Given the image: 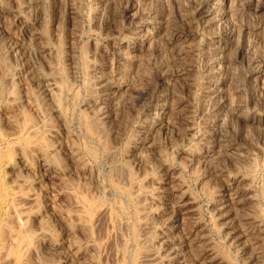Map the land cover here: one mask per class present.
Masks as SVG:
<instances>
[{
    "label": "rangeland",
    "instance_id": "rangeland-1",
    "mask_svg": "<svg viewBox=\"0 0 264 264\" xmlns=\"http://www.w3.org/2000/svg\"><path fill=\"white\" fill-rule=\"evenodd\" d=\"M0 264H264V0H0Z\"/></svg>",
    "mask_w": 264,
    "mask_h": 264
},
{
    "label": "bare ground",
    "instance_id": "bare-ground-1",
    "mask_svg": "<svg viewBox=\"0 0 264 264\" xmlns=\"http://www.w3.org/2000/svg\"><path fill=\"white\" fill-rule=\"evenodd\" d=\"M152 116V115H151ZM93 138V137H92ZM94 139V138H93ZM13 235V234H12ZM14 236H16V235H14ZM11 237V236H10ZM18 237V236H17ZM19 239V238H18ZM15 243V242H14Z\"/></svg>",
    "mask_w": 264,
    "mask_h": 264
}]
</instances>
